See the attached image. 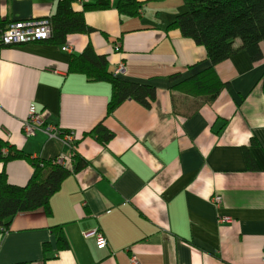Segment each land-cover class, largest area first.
Returning a JSON list of instances; mask_svg holds the SVG:
<instances>
[{
    "label": "crops",
    "instance_id": "crops-1",
    "mask_svg": "<svg viewBox=\"0 0 264 264\" xmlns=\"http://www.w3.org/2000/svg\"><path fill=\"white\" fill-rule=\"evenodd\" d=\"M137 1L138 16L119 13V0L85 10L94 30L70 34L65 44L0 47V137L70 166V145L23 133L35 102L43 124L73 134L88 161L51 196L49 215L36 209L13 217L0 233V264H264V41L260 60L242 49L214 66L223 84L216 97L192 94L182 82L210 61L202 45L166 29L183 1ZM56 5L0 0V19H48ZM72 7L81 10L82 2ZM88 45L109 71L122 65L118 76L154 85L151 106L128 99L108 115L109 83L67 70L70 56ZM98 123L112 132L105 145L90 133ZM4 170L17 185L33 171L26 159L9 160ZM57 230L67 247L58 249Z\"/></svg>",
    "mask_w": 264,
    "mask_h": 264
},
{
    "label": "trees",
    "instance_id": "trees-1",
    "mask_svg": "<svg viewBox=\"0 0 264 264\" xmlns=\"http://www.w3.org/2000/svg\"><path fill=\"white\" fill-rule=\"evenodd\" d=\"M82 2V9L75 10L72 4ZM110 0H57L55 12L48 18L51 34L37 42L65 44L68 35L84 34L94 30L84 20V11L109 7ZM184 9L168 23L166 29H177L182 36L205 48L210 65L193 79L182 82L180 86L192 94L216 97L223 86L214 74V66L232 56L238 50H246L250 59L262 58L260 44L264 41V0H182ZM141 4L137 0H119V13L138 16ZM11 22V21H10ZM0 19V29L5 28ZM239 40V45L235 41ZM104 55L95 54L91 46L85 47L80 54H72L68 63L69 73H80L87 80H103L109 83L111 91L106 113L109 115L125 100H133L145 108L151 106L156 98L154 85L145 82L126 80L106 67ZM96 139L107 144L112 132L98 123L90 132ZM57 157V156H56ZM56 157H31L23 150L12 146L0 137V233L9 228L17 213L42 209L51 213L50 198L60 188L61 183L88 164L76 153L75 142L71 145L70 166L59 164ZM12 159H26L31 163L32 173L24 185L9 182L4 165ZM58 249L67 247L62 230H57ZM49 245H44V251ZM13 264H32L22 261Z\"/></svg>",
    "mask_w": 264,
    "mask_h": 264
},
{
    "label": "built area",
    "instance_id": "built-area-1",
    "mask_svg": "<svg viewBox=\"0 0 264 264\" xmlns=\"http://www.w3.org/2000/svg\"><path fill=\"white\" fill-rule=\"evenodd\" d=\"M51 34V25L48 19H28V20H16L9 22L4 29H0V45H9L17 43H26L32 41H39L46 39ZM66 49H68L66 47ZM123 71V66L120 65L115 71L117 73ZM22 131L25 135H34L37 131H42L48 136L55 137L60 141L72 145L74 141V135L63 132L56 126L51 124H43V117L36 108V103L32 102L28 108V117L22 122ZM63 156H57L56 162L59 164L63 163ZM215 203L220 201L219 196H214ZM221 218L220 221H223ZM94 237L99 246L106 245V238L100 232L94 233ZM134 263V262H133Z\"/></svg>",
    "mask_w": 264,
    "mask_h": 264
},
{
    "label": "rangeland",
    "instance_id": "rangeland-1",
    "mask_svg": "<svg viewBox=\"0 0 264 264\" xmlns=\"http://www.w3.org/2000/svg\"><path fill=\"white\" fill-rule=\"evenodd\" d=\"M30 42V41H29ZM18 44H22V43H17V44H9V45H0V47H2V46H11V45H18ZM28 108H29V106H28ZM27 117H28V112H27ZM27 117L25 118V120L27 119ZM24 120V121H25ZM24 133V132H23Z\"/></svg>",
    "mask_w": 264,
    "mask_h": 264
}]
</instances>
